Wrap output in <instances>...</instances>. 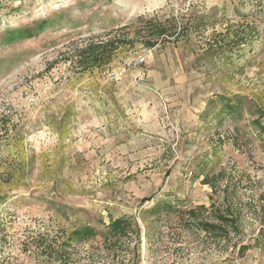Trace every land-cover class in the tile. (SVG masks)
I'll use <instances>...</instances> for the list:
<instances>
[{
    "label": "rangeland",
    "instance_id": "obj_1",
    "mask_svg": "<svg viewBox=\"0 0 264 264\" xmlns=\"http://www.w3.org/2000/svg\"><path fill=\"white\" fill-rule=\"evenodd\" d=\"M151 17L178 40L76 61ZM0 112V264H59L55 239L123 215L138 241L64 263L264 264V0H0ZM229 204L237 232L197 227Z\"/></svg>",
    "mask_w": 264,
    "mask_h": 264
},
{
    "label": "trees",
    "instance_id": "obj_2",
    "mask_svg": "<svg viewBox=\"0 0 264 264\" xmlns=\"http://www.w3.org/2000/svg\"><path fill=\"white\" fill-rule=\"evenodd\" d=\"M140 19V17H138ZM141 25L137 29L132 31L125 30L129 25L121 26L115 33L100 39L99 41H91L85 44L77 52V62L88 64L90 66H96L98 64L108 63L112 58V53L115 49L126 44L133 45L134 37L140 39V43L144 47H154L160 43L166 41H176L180 37L181 26L176 21L169 22V19L159 20L156 17H151L141 21ZM179 28V30H178ZM133 33V37L130 34ZM223 35V34H222ZM251 35V34H250ZM246 41L245 36H236L229 41L231 45L239 46ZM233 47H231L232 49ZM0 112V139L2 140L3 134H8L12 129L7 126V121ZM259 132L264 134V126L260 124L258 119L254 121ZM3 130V132H2ZM220 172V171H219ZM218 174V173H216ZM204 183H212V177H205ZM231 205H227L224 209L218 208V211L214 214L213 220H199L196 222L198 228L206 233L212 234L216 237H222L224 233H227L228 228H232L233 231H238V219L240 212L237 209L231 208ZM201 207V205H200ZM202 208H205L202 206ZM231 208V209H230ZM153 211L156 207L151 208ZM151 210V211H152ZM189 212H194L190 210ZM103 227L97 228L89 223H83L79 226L72 228L71 230L64 233L60 239H55V245L52 248L53 252L51 258L58 261L59 264L64 263L63 258L68 253L67 249H74L77 246H83L91 243L93 240L99 239V242L111 252H115L117 248H120L122 243L130 244L133 241L139 240L138 225L131 216H119L108 223H103ZM264 238V229L259 231V234L255 237L256 241ZM135 256V255H134ZM63 262V263H62Z\"/></svg>",
    "mask_w": 264,
    "mask_h": 264
}]
</instances>
